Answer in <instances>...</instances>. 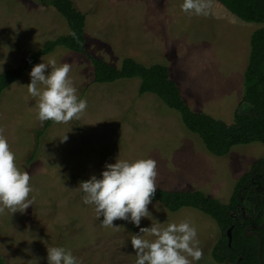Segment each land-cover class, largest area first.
<instances>
[{
    "label": "rangeland",
    "instance_id": "rangeland-1",
    "mask_svg": "<svg viewBox=\"0 0 264 264\" xmlns=\"http://www.w3.org/2000/svg\"><path fill=\"white\" fill-rule=\"evenodd\" d=\"M73 1L86 14L88 53L118 67L125 57L146 66L166 65L192 110L227 124L235 122L237 109L247 108L243 79L236 80L241 88L236 92L231 81L240 69L236 59L248 60L250 35L263 23L244 21L216 0H210L207 16L181 11L183 0ZM68 33L66 19L41 0H0V72L24 64L28 50ZM42 57L70 64L69 76L87 108L79 119L53 122L37 139L45 121L37 119V98L27 92L30 70L3 92L0 132L18 167L29 172L30 195L35 196L23 212L0 211V255L7 264H47V246L57 245L70 248L81 264H134L130 235L138 229L123 220H114L116 228L101 227L102 217L94 206L82 203L77 188L91 175L99 177L105 163H115L118 155L129 161L153 159L157 188L200 190L222 203L230 199L239 177L264 157L261 142L235 145L227 155H209L177 111L153 93L140 94V78L96 83L87 55L64 46ZM148 208L160 222L188 219L195 226L202 257L192 264H229L212 256L221 232L208 214L193 207L172 212L160 202ZM254 212L246 202L233 215L250 217ZM150 224L141 219V226Z\"/></svg>",
    "mask_w": 264,
    "mask_h": 264
},
{
    "label": "trees",
    "instance_id": "trees-1",
    "mask_svg": "<svg viewBox=\"0 0 264 264\" xmlns=\"http://www.w3.org/2000/svg\"><path fill=\"white\" fill-rule=\"evenodd\" d=\"M53 6L67 21L69 33L47 40L37 50L30 51L20 67L0 72V100L3 92L14 82L23 78L43 55L49 54L57 46L85 54L94 67V82L111 83L122 78H140V94H156L171 109L177 111L185 126L197 133L209 151L224 155L239 144L261 142L264 144V25L251 36L250 56L244 75L243 103L246 109L235 112V122L227 124L209 114L197 112L184 100L179 84L171 77L169 68L160 63L150 66L125 57L120 67L87 52L85 25L86 14L80 11L73 0H41ZM232 14L247 22L264 24V0H216ZM53 121L46 120L37 139ZM37 154L34 150L33 158ZM152 202L162 203L169 211L183 207H193L212 217L220 229L212 256L217 262L229 264H259L257 235L246 236L250 225L263 223L264 213V157L256 160L253 166L243 173L227 203L200 190H166L157 188ZM246 202L251 203L255 212L250 217H234ZM232 240L229 242L228 230ZM254 231V230H252ZM262 237V258L264 264V228L258 230ZM0 264H7L0 255Z\"/></svg>",
    "mask_w": 264,
    "mask_h": 264
},
{
    "label": "clouds",
    "instance_id": "clouds-1",
    "mask_svg": "<svg viewBox=\"0 0 264 264\" xmlns=\"http://www.w3.org/2000/svg\"><path fill=\"white\" fill-rule=\"evenodd\" d=\"M181 11L189 15H208L210 0H183ZM32 66L27 92L37 98V119L66 123L79 119L87 108L86 98L77 95L69 76L70 64L57 65L54 58ZM46 69H50L46 72ZM67 138V137H66ZM65 138V139H66ZM156 162L151 158L133 161L115 159L105 163L99 177L93 174L79 182L81 201L94 206L104 228H116L114 220L134 225L138 231L130 235L135 252L134 264H192L202 257L197 230L190 220L160 222L153 217L148 205L157 192ZM28 171L21 170L7 138L0 132V211L23 212L32 205L35 196ZM156 209V204H153ZM151 220L150 226H141V219ZM166 223V226H163ZM150 235L154 239H146ZM27 251V249L25 250ZM191 257V260H189ZM47 264H81L70 248L64 245L47 246Z\"/></svg>",
    "mask_w": 264,
    "mask_h": 264
},
{
    "label": "crops",
    "instance_id": "crops-1",
    "mask_svg": "<svg viewBox=\"0 0 264 264\" xmlns=\"http://www.w3.org/2000/svg\"><path fill=\"white\" fill-rule=\"evenodd\" d=\"M256 23V22H255ZM245 26H247L246 24L245 25H242L241 27H245ZM260 28V27H259ZM259 28H257V29H259ZM257 29H255V30H257ZM254 30V31H255ZM253 31V32H254ZM253 32L251 33V35H250V44H251V36H252V34H253ZM250 49H251V47H250ZM30 51H32L31 49L30 50H28L27 52H26V56H27V54L30 52ZM26 56L24 57V59H23V63H24V61H25V58H26ZM249 56H250V51H249V53H248V60H246L245 61V57H244V59H243V63H242V57L241 56H239L237 59H236V63L237 64H239V67H240V69H239V71L237 72L236 70H234L235 71V77L232 79V81H231V83H232V85L234 86V89H235V92H236V89H237V87H239V89L241 90V88H240V84L239 83H236V80L237 79H239V80H241V78L243 79V81H244V75H245V71H244V74H243V70H244V67H245V64H246V67H247V64H248V61H249ZM160 64H162V63H160ZM242 64V65H241ZM23 65V64H22ZM22 65H19V66H16V67H20V66H22ZM16 67H5V68H3L2 70L4 71V70H7V69H10V68H16ZM245 70H246V68H245ZM141 82V81H140ZM140 87V86H139ZM150 93V92H149ZM154 94V93H153ZM240 94V93H239ZM156 95V94H155ZM157 96V95H156ZM158 97V96H157ZM161 101H163V100H161ZM219 118V117H218ZM204 143V142H203ZM205 147L207 148V146L205 145ZM232 149V148H231ZM230 149V150H231ZM207 150L209 151V149L207 148ZM230 150H229V152H230ZM210 153H209V155L211 154V155H216V154H214V153H212L211 151H209ZM228 152V153H229ZM227 153V154H228ZM227 154H225V155H227ZM206 157H210V158H212V156H206ZM190 190V189H189ZM220 198V197H219ZM229 201V200H228Z\"/></svg>",
    "mask_w": 264,
    "mask_h": 264
},
{
    "label": "water",
    "instance_id": "water-1",
    "mask_svg": "<svg viewBox=\"0 0 264 264\" xmlns=\"http://www.w3.org/2000/svg\"><path fill=\"white\" fill-rule=\"evenodd\" d=\"M264 228V213H263V223L260 225H250L246 228L245 230V235L246 236H253V235H257L258 239H259V246H258V255H259V264H263V258H262V237L261 234L259 233L258 230ZM254 230V231H252ZM228 236H229V242L231 243L232 240V233H231V229L228 230Z\"/></svg>",
    "mask_w": 264,
    "mask_h": 264
}]
</instances>
